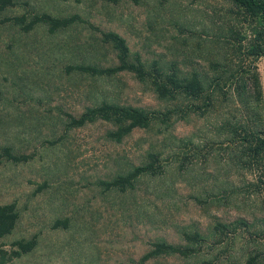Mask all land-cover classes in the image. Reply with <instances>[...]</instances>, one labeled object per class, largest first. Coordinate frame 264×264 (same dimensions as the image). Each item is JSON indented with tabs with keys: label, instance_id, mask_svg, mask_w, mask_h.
I'll list each match as a JSON object with an SVG mask.
<instances>
[{
	"label": "rangeland",
	"instance_id": "374dc122",
	"mask_svg": "<svg viewBox=\"0 0 264 264\" xmlns=\"http://www.w3.org/2000/svg\"><path fill=\"white\" fill-rule=\"evenodd\" d=\"M229 5V0H16L0 11V145L30 154L18 161L0 157V203L14 201L19 212L1 246L10 249L17 239L36 236L32 249L4 264H138L153 240L185 242L184 231L202 235L196 254L158 255L142 264L264 258V151L251 161L240 133L224 125L231 120L240 128L250 119L262 126L264 55L229 48L224 39ZM40 11L76 12L83 20L54 32L44 23L25 31L4 20ZM109 29L124 36L131 53L147 65L153 59L162 66L174 62L183 73L197 70L206 83L218 73L217 59L226 68L222 81L239 83L243 91L219 94L206 114L176 112L164 122L155 117L121 140L107 135L114 125L102 119L67 128V113L77 115L103 99L155 111L186 108L189 101L159 97L131 71L91 75L68 67L116 63V50L101 40L100 30ZM252 67L260 92L251 86ZM148 151L158 154L159 174L144 175L125 190L101 183L143 163Z\"/></svg>",
	"mask_w": 264,
	"mask_h": 264
},
{
	"label": "trees",
	"instance_id": "16d2710c",
	"mask_svg": "<svg viewBox=\"0 0 264 264\" xmlns=\"http://www.w3.org/2000/svg\"><path fill=\"white\" fill-rule=\"evenodd\" d=\"M107 1L118 2L119 0ZM132 1L137 3L140 0ZM229 3L227 9L228 19L224 23L227 34H225V37L223 36L230 44L229 48L233 51L243 50L247 56L251 55L255 58L264 55V0H229ZM15 4L16 0H0V11ZM4 20H11L25 31L32 29L38 23H44L49 31L54 32L67 27L73 22L83 20V17L76 12L67 15H56L47 11H40L29 15L23 12L6 16ZM100 33L101 40L110 43L116 50V63L102 66L82 62L70 64L68 65L69 68L74 67L91 75L114 74L122 70L131 71L138 79L149 81L159 97L170 100L187 98L189 101L186 103V108L173 106L168 107L165 111H155L103 99L100 102L85 106L84 110L77 115L67 113L68 117L65 122L67 128L102 119L114 125L113 128L107 130V135L114 140H121L132 129L149 126L155 117L164 122L170 118L171 114L176 112H181L182 115L187 112L206 114L213 107L219 94L226 97L233 93L240 94L243 91L242 88H239L241 85L239 83L234 82L235 85H233L231 81H222V74L226 71V68L217 59L214 61V65L218 73L206 83L197 70L183 73L174 62L162 66L156 59H153L147 65L139 53H131L125 37L115 30H100ZM222 65L224 68L221 67ZM236 72H239V70L236 69ZM236 72L232 71L230 74L234 76ZM247 72L249 79H251V86L260 92L259 79L255 68L252 67ZM224 86H227L228 89H224ZM224 125L228 126L234 134L240 133L238 139L244 145V150L252 155L250 160L257 161L260 153L264 151V120L261 127L250 119H247L245 125L240 122L241 129L231 120H225ZM0 147L2 149L0 157L5 155L7 158L16 161L26 160L30 157V154L14 153L8 145H0ZM147 157V160L143 163L132 165L126 171L117 173L110 179L102 180L101 183L106 189L125 190L133 188L137 180L144 175L159 174L162 165L158 159V154L154 151H148ZM18 217L19 212L14 201L0 203V264H4L14 256L29 251L36 244V236L34 235L26 239H17L14 242L15 247H10V249L1 246L2 237L13 230ZM58 222L59 219L55 221V224ZM183 238L185 242L181 243L169 242L162 238L153 240L150 247L136 262L142 264L143 261L158 255L178 254L191 257L196 254L202 246V235L198 231H184ZM189 264L217 263L211 258L204 257ZM241 264H264V258H259L257 255H248Z\"/></svg>",
	"mask_w": 264,
	"mask_h": 264
}]
</instances>
